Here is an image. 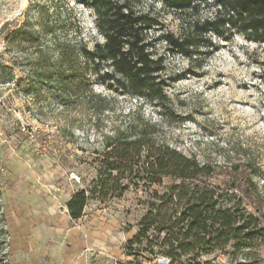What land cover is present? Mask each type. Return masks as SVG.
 Listing matches in <instances>:
<instances>
[{"label": "rangeland", "instance_id": "374dc122", "mask_svg": "<svg viewBox=\"0 0 264 264\" xmlns=\"http://www.w3.org/2000/svg\"><path fill=\"white\" fill-rule=\"evenodd\" d=\"M138 1L146 9L153 6L165 30L184 33V22L160 1ZM44 6L53 13L65 8L60 11L65 27L59 24L57 32H75L78 27L91 48L103 41L94 10L83 0H0V95L8 108L20 113L0 107V209L9 231L10 260L30 263L22 243L25 238L30 252L47 254L52 264H62L66 247L71 248L72 264H161L163 258L136 259L125 250L145 213L142 192L131 191L106 203L90 200L83 217L71 220L70 246L59 234L56 198L64 191L72 196L89 189L99 175L94 150L102 149L103 135L140 117L157 124L171 146L201 162L217 164L214 182L231 180L244 186L250 175L244 166L247 160L254 158L264 171V44L241 34L226 40L212 33L213 54L193 61L181 53L171 55L161 45L160 51L167 54L164 78L168 82L180 78L166 87V99L150 101L99 85L96 90L108 95L110 110L98 114L84 107L64 110L51 87L28 92L27 60L37 46L31 42L35 40L31 32L40 29L39 10ZM21 27L18 43L6 39ZM254 181L264 196V174ZM51 197L56 204L52 222L45 215ZM15 222L19 229L15 230ZM16 238H21L19 245ZM262 256L256 264H264V252Z\"/></svg>", "mask_w": 264, "mask_h": 264}, {"label": "trees", "instance_id": "16d2710c", "mask_svg": "<svg viewBox=\"0 0 264 264\" xmlns=\"http://www.w3.org/2000/svg\"><path fill=\"white\" fill-rule=\"evenodd\" d=\"M83 1L94 10L103 38L93 48L78 27L57 32L60 25L65 27L63 6L54 13L49 6L39 10L40 29L31 32L37 46L27 60L28 92L51 87L64 110H110L108 95L96 90L99 85L113 93L163 101L166 87L180 80L164 78L165 51L206 60L215 48L212 33L226 40L241 34L264 44V0H157L184 22L180 35L165 30L153 6L146 9L138 0ZM21 30L13 29L6 39L18 43ZM94 153L98 178L89 189L73 193L68 211L72 219H80L90 200L106 203L142 192L145 213L125 245L127 255L147 261L166 258L168 264H256L263 259L264 196L254 178L264 171L254 158L244 165L250 171L244 186L231 180L216 183L217 164L171 146L158 125L143 117L104 134L102 149ZM4 222L0 209V264H12Z\"/></svg>", "mask_w": 264, "mask_h": 264}, {"label": "crops", "instance_id": "0c3cea01", "mask_svg": "<svg viewBox=\"0 0 264 264\" xmlns=\"http://www.w3.org/2000/svg\"><path fill=\"white\" fill-rule=\"evenodd\" d=\"M61 198H56L57 199V203H58V210L61 214H59L56 218L58 220V229L61 230V232H59L61 238H65V240L68 242V246H70L72 244V236H71V233L73 230L72 228V223H71V220H75V219H72V217L70 216L69 214V211H68V207H67V203L68 201L70 200L71 198V192H63V194H61ZM46 205H47V209H46V217L47 219H50L51 220H54V217H51L53 215V210L55 211V207H56V204L53 203V200H52V197H51V200L49 201V203L47 204L46 202ZM52 222V221H51ZM19 222H15V230L16 229H19L20 225L18 226ZM29 226L31 228H33V225L29 224ZM51 226V225H50ZM49 234H51L50 232H48ZM17 236V235H16ZM13 240V238H12ZM30 240V239H29ZM33 237L31 238L30 242L32 243L33 241ZM21 241V238H16V244L19 245ZM22 243H24V248H27L25 251H27L30 256H29V260H30V263L29 264H52V263H49L47 260L49 258H47V254L46 255H43V253H33V252H30V250H28V243L26 241L25 238L22 239ZM11 245L14 246V242L12 241L11 242ZM62 264H72V257H71V248L69 247H66L65 250L63 248V256H62Z\"/></svg>", "mask_w": 264, "mask_h": 264}, {"label": "built area", "instance_id": "2783aa9c", "mask_svg": "<svg viewBox=\"0 0 264 264\" xmlns=\"http://www.w3.org/2000/svg\"><path fill=\"white\" fill-rule=\"evenodd\" d=\"M0 107L8 108V105L5 101V98L1 95H0ZM8 109H13V108H8ZM13 110H14V112H16V114H20V113H18V110H16L15 108ZM23 130H25V128H23ZM72 176H73V178H77V176H75V174H72Z\"/></svg>", "mask_w": 264, "mask_h": 264}, {"label": "water", "instance_id": "95a60500", "mask_svg": "<svg viewBox=\"0 0 264 264\" xmlns=\"http://www.w3.org/2000/svg\"><path fill=\"white\" fill-rule=\"evenodd\" d=\"M168 261L169 260H167L166 258H163L161 264H168Z\"/></svg>", "mask_w": 264, "mask_h": 264}]
</instances>
